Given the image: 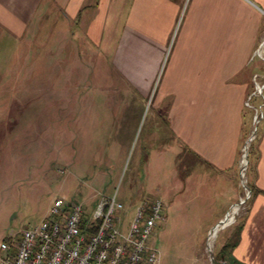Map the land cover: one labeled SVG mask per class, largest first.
<instances>
[{
	"label": "rangeland",
	"instance_id": "1",
	"mask_svg": "<svg viewBox=\"0 0 264 264\" xmlns=\"http://www.w3.org/2000/svg\"><path fill=\"white\" fill-rule=\"evenodd\" d=\"M119 18L108 17L101 45L87 46L88 63L76 65H55L38 56V33L14 37L0 26V243L39 223L56 198L82 203L87 219L100 202L114 199L113 221L124 233L138 206L161 200L160 219L147 241L160 251L158 264H212L209 234L232 207L224 200L210 208L198 202L186 207L181 191L169 192V176L175 166L178 170L176 156L182 152L166 127L165 108L170 110L175 97H161L159 78L147 95L116 74L111 58L124 16ZM176 48L167 42L163 67L170 52L169 72L178 64ZM59 67L63 77L53 80ZM246 73L249 77L250 70ZM252 81L244 99L248 135L239 153L241 164L247 150L240 174L244 202L235 221L217 234L214 262L233 240L250 196L246 168L262 114L264 74L255 73Z\"/></svg>",
	"mask_w": 264,
	"mask_h": 264
},
{
	"label": "crops",
	"instance_id": "2",
	"mask_svg": "<svg viewBox=\"0 0 264 264\" xmlns=\"http://www.w3.org/2000/svg\"><path fill=\"white\" fill-rule=\"evenodd\" d=\"M110 15L117 22L124 16L111 58L116 74L147 95L159 78L161 97H175L170 110L165 108L166 127L182 152L169 192L181 191L186 207L238 204L239 153L248 135L244 99L253 75L264 74V0H0V26L14 37L38 33V56L55 65L88 63L85 48H99ZM168 41L169 49H180L171 72L170 52L163 67ZM60 70L54 68L53 80L63 77ZM261 107L246 168L247 210L229 242L231 264H264V103Z\"/></svg>",
	"mask_w": 264,
	"mask_h": 264
},
{
	"label": "built area",
	"instance_id": "3",
	"mask_svg": "<svg viewBox=\"0 0 264 264\" xmlns=\"http://www.w3.org/2000/svg\"><path fill=\"white\" fill-rule=\"evenodd\" d=\"M161 208V200L138 206L124 233L113 221L114 199L87 219L82 203L56 198L39 223L0 243V264H158L160 251L147 241Z\"/></svg>",
	"mask_w": 264,
	"mask_h": 264
},
{
	"label": "bare ground",
	"instance_id": "4",
	"mask_svg": "<svg viewBox=\"0 0 264 264\" xmlns=\"http://www.w3.org/2000/svg\"><path fill=\"white\" fill-rule=\"evenodd\" d=\"M259 54H262V50H260ZM212 63H213V61H212ZM244 148H246V146H244ZM246 151L247 150H245L244 152L247 153ZM242 159L243 160L241 161V164H242V168H243L246 165V154H245V156H243ZM242 176H243V174H242ZM248 194H249V192H248V190H246V195H248ZM243 202H244V198H241L240 199V202L238 204L234 205L231 208V210L229 209L230 210L229 213L226 214L227 216L222 220V222L219 223V224H217L216 226H214V228L212 229L211 233L209 234V238L207 240V246H208V249L209 250L212 249V246H213V244L215 242V239L217 237V234L220 233L219 231H221L223 228H226L228 225H231L235 221L237 215L239 214L240 206L243 204Z\"/></svg>",
	"mask_w": 264,
	"mask_h": 264
},
{
	"label": "trees",
	"instance_id": "5",
	"mask_svg": "<svg viewBox=\"0 0 264 264\" xmlns=\"http://www.w3.org/2000/svg\"><path fill=\"white\" fill-rule=\"evenodd\" d=\"M230 253H231V245L230 244H226L221 251L219 252L218 255L215 256V264H218V261L223 259L225 260L227 263H230Z\"/></svg>",
	"mask_w": 264,
	"mask_h": 264
},
{
	"label": "water",
	"instance_id": "6",
	"mask_svg": "<svg viewBox=\"0 0 264 264\" xmlns=\"http://www.w3.org/2000/svg\"><path fill=\"white\" fill-rule=\"evenodd\" d=\"M252 139L251 138H249L248 139V141H247V144L251 141ZM246 149H247V146H246ZM246 156H247V153H246ZM222 222V221H221ZM220 222V223H221ZM209 252H210V256H211V263L212 264H215V262H214V258H213V252L211 251V250H209Z\"/></svg>",
	"mask_w": 264,
	"mask_h": 264
}]
</instances>
